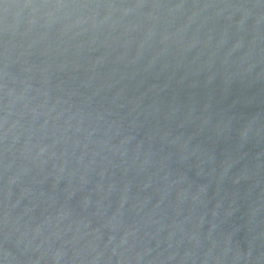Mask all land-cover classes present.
Segmentation results:
<instances>
[{"label": "water", "instance_id": "water-1", "mask_svg": "<svg viewBox=\"0 0 264 264\" xmlns=\"http://www.w3.org/2000/svg\"><path fill=\"white\" fill-rule=\"evenodd\" d=\"M0 264H264V0H0Z\"/></svg>", "mask_w": 264, "mask_h": 264}]
</instances>
